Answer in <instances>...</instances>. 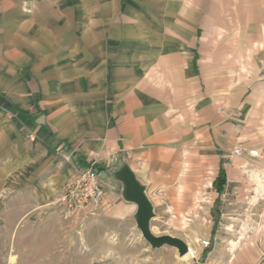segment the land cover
I'll use <instances>...</instances> for the list:
<instances>
[{
  "label": "crops",
  "instance_id": "0c3cea01",
  "mask_svg": "<svg viewBox=\"0 0 264 264\" xmlns=\"http://www.w3.org/2000/svg\"><path fill=\"white\" fill-rule=\"evenodd\" d=\"M189 1L181 21L188 36L174 40L177 49L167 54L160 55L158 48L148 52L141 40L111 37L104 23H86L82 35L78 22L57 20L60 11L38 9L28 15L15 6L7 43L0 44L7 58L0 55L2 77L13 82L0 86V102H6L15 124L39 144V151L65 147L74 160L80 155L88 166L94 163L98 170L99 165L101 177L115 186L107 189L100 207L119 219H135L137 211L116 177L127 167L152 207L150 230L164 214L186 221L196 203L205 220L213 221L219 165L226 173L219 205L234 185L230 175L238 174L240 159L228 153L241 142L233 121L244 104L253 108V94L262 87L257 76L240 77L224 69L226 60L218 52L207 53L202 24L208 13L230 7L228 0ZM263 7L252 10L264 13ZM112 26L119 35L120 25ZM41 32L47 42L40 41ZM256 151L258 156H248L260 157ZM73 173L64 167L62 188ZM218 212L220 221V206ZM213 223L206 236H212ZM249 252L248 244L239 246L233 264H248Z\"/></svg>",
  "mask_w": 264,
  "mask_h": 264
},
{
  "label": "rangeland",
  "instance_id": "374dc122",
  "mask_svg": "<svg viewBox=\"0 0 264 264\" xmlns=\"http://www.w3.org/2000/svg\"><path fill=\"white\" fill-rule=\"evenodd\" d=\"M248 1L228 0L230 7L223 13H208L202 24L207 53L218 52L226 60L224 69L238 71L240 77L257 76L262 85L251 99L253 108L247 110L244 104L238 117L233 116L241 142L228 153L230 159L240 161L238 174L230 175L235 187L232 184L219 205L217 232L206 236L213 221L205 220L197 203L186 221L164 214L151 222L154 235L179 238L196 258L181 261L175 248H152L132 217L115 218L102 207L67 213L60 200V180L64 167L74 172L75 160L65 147L39 151V144L15 124L6 102H0V264H233L238 247L246 244L248 264H264V13L252 10L264 4L257 0V9V3ZM189 4V0H0V44L7 43L6 26L15 6L28 15L37 14L38 9L60 11L62 17L57 20L78 22L82 35L86 23H104L111 37H126L131 43L141 40L148 52L158 48L160 55L167 54L177 49L174 40L188 36L181 21ZM113 23L120 25L119 35ZM39 38L43 43L48 36L41 32ZM4 51L0 55L6 60ZM4 72L0 69V86L13 84L2 77ZM237 148L242 155L232 154ZM252 150H258L260 157L248 156ZM202 241L209 246H202ZM206 248L211 250L203 258Z\"/></svg>",
  "mask_w": 264,
  "mask_h": 264
},
{
  "label": "built area",
  "instance_id": "2783aa9c",
  "mask_svg": "<svg viewBox=\"0 0 264 264\" xmlns=\"http://www.w3.org/2000/svg\"><path fill=\"white\" fill-rule=\"evenodd\" d=\"M232 154L242 155V149H235ZM252 157L258 156L256 150L251 151ZM107 189L115 190L113 183L101 177V173L94 167H76L74 173L66 181L61 195V204L69 214L79 213L87 208L100 207L106 197ZM202 246L208 247V241H202Z\"/></svg>",
  "mask_w": 264,
  "mask_h": 264
},
{
  "label": "water",
  "instance_id": "95a60500",
  "mask_svg": "<svg viewBox=\"0 0 264 264\" xmlns=\"http://www.w3.org/2000/svg\"><path fill=\"white\" fill-rule=\"evenodd\" d=\"M124 184L125 199L136 205L135 221L144 240L152 248L170 246L178 251L180 257L188 253V246L180 239L170 236H154L150 230V220L153 217L152 207L144 195V188L138 185L131 171L124 167L116 174Z\"/></svg>",
  "mask_w": 264,
  "mask_h": 264
},
{
  "label": "trees",
  "instance_id": "16d2710c",
  "mask_svg": "<svg viewBox=\"0 0 264 264\" xmlns=\"http://www.w3.org/2000/svg\"><path fill=\"white\" fill-rule=\"evenodd\" d=\"M75 162L77 167H87L88 164L86 162L85 159H83L80 155H77L75 158ZM96 167L98 168V170H102V168L99 165H96ZM226 186V173H225V169L223 167L222 164L219 165V169H218V173L217 176L215 178V180L213 181V188L215 189V191L218 194V197L216 198L215 202H214V209L212 210V214H213V227H212V236L215 235L218 223H219V212H218V206L220 203V196L223 194L224 189ZM211 248H206L203 251V258L205 257V255H207L208 252H210Z\"/></svg>",
  "mask_w": 264,
  "mask_h": 264
},
{
  "label": "bare ground",
  "instance_id": "6f19581e",
  "mask_svg": "<svg viewBox=\"0 0 264 264\" xmlns=\"http://www.w3.org/2000/svg\"><path fill=\"white\" fill-rule=\"evenodd\" d=\"M235 247L236 246L233 245L232 251L235 250ZM195 258H196V253L194 252V250L189 249L188 253L185 254L183 257H181V261H186L187 262V260H189V259L191 260V259H195Z\"/></svg>",
  "mask_w": 264,
  "mask_h": 264
}]
</instances>
